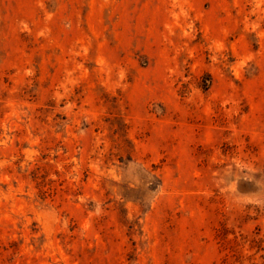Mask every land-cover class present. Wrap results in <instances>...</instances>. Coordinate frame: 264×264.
I'll return each instance as SVG.
<instances>
[{
  "label": "rangeland",
  "instance_id": "1",
  "mask_svg": "<svg viewBox=\"0 0 264 264\" xmlns=\"http://www.w3.org/2000/svg\"><path fill=\"white\" fill-rule=\"evenodd\" d=\"M0 264H264V0H0Z\"/></svg>",
  "mask_w": 264,
  "mask_h": 264
}]
</instances>
